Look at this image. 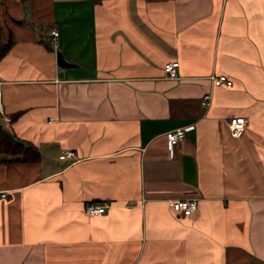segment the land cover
<instances>
[{
  "label": "crops",
  "instance_id": "obj_1",
  "mask_svg": "<svg viewBox=\"0 0 264 264\" xmlns=\"http://www.w3.org/2000/svg\"><path fill=\"white\" fill-rule=\"evenodd\" d=\"M7 38L0 126L40 158L0 153V264H264V0H0Z\"/></svg>",
  "mask_w": 264,
  "mask_h": 264
},
{
  "label": "built area",
  "instance_id": "obj_2",
  "mask_svg": "<svg viewBox=\"0 0 264 264\" xmlns=\"http://www.w3.org/2000/svg\"><path fill=\"white\" fill-rule=\"evenodd\" d=\"M50 35L52 38H55L58 35V31L54 28L50 29ZM179 65V61L177 59H172L165 61L162 65L163 72L165 77L167 78H177V68ZM211 82L213 86L225 84L226 86L232 85V80L226 76L225 74H213L211 75ZM211 100L210 92H206L201 96L200 106L204 109L209 107ZM1 110V103H0ZM6 120H10L9 117L5 118ZM229 131L232 136L239 137L244 129L246 118L242 115L231 116L226 121ZM194 127L193 123L176 127L167 133V148L170 153H173L176 145L183 139L184 133L187 130H190ZM71 153H64L62 156L70 155ZM1 195H4L3 193ZM109 206L107 201L103 202H95L90 201L86 203L85 209L90 214H100L105 212L106 208ZM169 206L177 213H182L184 215H191L198 206V200L196 198H179L173 199L169 201Z\"/></svg>",
  "mask_w": 264,
  "mask_h": 264
},
{
  "label": "trees",
  "instance_id": "obj_3",
  "mask_svg": "<svg viewBox=\"0 0 264 264\" xmlns=\"http://www.w3.org/2000/svg\"><path fill=\"white\" fill-rule=\"evenodd\" d=\"M12 44V40H0V59L7 52ZM10 120L14 118L9 117ZM0 153L15 156L11 160L16 161H37L40 153L31 142L18 139L13 133L0 126Z\"/></svg>",
  "mask_w": 264,
  "mask_h": 264
},
{
  "label": "water",
  "instance_id": "obj_4",
  "mask_svg": "<svg viewBox=\"0 0 264 264\" xmlns=\"http://www.w3.org/2000/svg\"><path fill=\"white\" fill-rule=\"evenodd\" d=\"M56 55H57V62L59 65H62V66H71L72 65V63L65 60V58L63 57V55L61 54L60 51H57Z\"/></svg>",
  "mask_w": 264,
  "mask_h": 264
},
{
  "label": "rangeland",
  "instance_id": "obj_5",
  "mask_svg": "<svg viewBox=\"0 0 264 264\" xmlns=\"http://www.w3.org/2000/svg\"><path fill=\"white\" fill-rule=\"evenodd\" d=\"M0 124H2V122H1V118H0Z\"/></svg>",
  "mask_w": 264,
  "mask_h": 264
}]
</instances>
